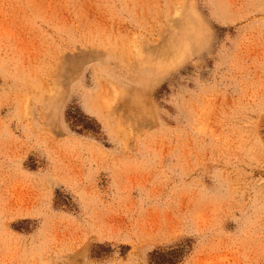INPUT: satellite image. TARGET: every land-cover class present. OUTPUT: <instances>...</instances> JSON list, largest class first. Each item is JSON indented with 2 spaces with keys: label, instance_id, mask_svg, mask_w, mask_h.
Here are the masks:
<instances>
[{
  "label": "rangeland",
  "instance_id": "rangeland-1",
  "mask_svg": "<svg viewBox=\"0 0 264 264\" xmlns=\"http://www.w3.org/2000/svg\"><path fill=\"white\" fill-rule=\"evenodd\" d=\"M0 264H264V0H0Z\"/></svg>",
  "mask_w": 264,
  "mask_h": 264
}]
</instances>
